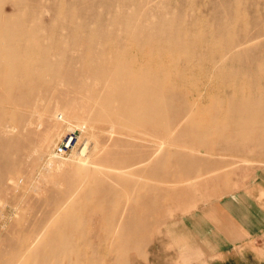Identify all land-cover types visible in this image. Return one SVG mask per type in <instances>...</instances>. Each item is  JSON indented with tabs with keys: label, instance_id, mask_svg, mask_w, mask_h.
Returning <instances> with one entry per match:
<instances>
[{
	"label": "rangeland",
	"instance_id": "374dc122",
	"mask_svg": "<svg viewBox=\"0 0 264 264\" xmlns=\"http://www.w3.org/2000/svg\"><path fill=\"white\" fill-rule=\"evenodd\" d=\"M247 187L264 0H0V264L188 261Z\"/></svg>",
	"mask_w": 264,
	"mask_h": 264
},
{
	"label": "crops",
	"instance_id": "0c3cea01",
	"mask_svg": "<svg viewBox=\"0 0 264 264\" xmlns=\"http://www.w3.org/2000/svg\"><path fill=\"white\" fill-rule=\"evenodd\" d=\"M247 188L191 216V231L201 243L187 253L190 260L176 264H264V198L260 189ZM184 225L190 228L187 220ZM202 252L209 256L196 257Z\"/></svg>",
	"mask_w": 264,
	"mask_h": 264
},
{
	"label": "built area",
	"instance_id": "2783aa9c",
	"mask_svg": "<svg viewBox=\"0 0 264 264\" xmlns=\"http://www.w3.org/2000/svg\"><path fill=\"white\" fill-rule=\"evenodd\" d=\"M74 137H75V136H73V135L69 136V138L66 140V142H65L64 144L59 145V146L57 147L56 151H57L58 153H64V151H65V147L68 148V147L70 146L71 141L73 140Z\"/></svg>",
	"mask_w": 264,
	"mask_h": 264
}]
</instances>
